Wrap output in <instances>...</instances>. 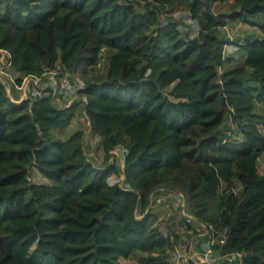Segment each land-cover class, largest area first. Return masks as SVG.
Instances as JSON below:
<instances>
[{
  "label": "trees",
  "instance_id": "16d2710c",
  "mask_svg": "<svg viewBox=\"0 0 264 264\" xmlns=\"http://www.w3.org/2000/svg\"><path fill=\"white\" fill-rule=\"evenodd\" d=\"M1 58L0 264H175L190 231L205 264H264V0H0ZM82 120L102 164L63 137Z\"/></svg>",
  "mask_w": 264,
  "mask_h": 264
},
{
  "label": "rangeland",
  "instance_id": "374dc122",
  "mask_svg": "<svg viewBox=\"0 0 264 264\" xmlns=\"http://www.w3.org/2000/svg\"><path fill=\"white\" fill-rule=\"evenodd\" d=\"M224 6V5H223ZM222 5H215V9L220 8V12H225L228 8V4L225 5L223 7ZM223 8V9H222ZM179 13V12H178ZM176 13V14H178ZM182 24L185 25V29H190L192 34H195L196 32L193 30L192 28V22L189 19H183ZM184 29V30H185ZM251 29H249L246 26L243 25H239L237 23H230L227 28L223 31V33L226 35V37L230 40V41H234V42H238L239 40H242V37H244V33H251L250 32ZM227 50L229 52H238V48L235 46H228ZM4 56L7 57V54L4 53ZM99 64L97 67V73L98 74H104L107 71V65L105 62V58H106V51H102L101 54L99 55ZM243 58L239 55L236 54V64H240L242 63ZM1 63H4L6 60L4 58L0 59ZM6 66V65H5ZM8 67H5L4 69H1L0 73L1 76L3 77V79L5 78H9L10 75L6 72V69ZM90 77V76H88ZM61 78H59L56 74H52L48 76V79L46 81L43 82V85L47 88H56L58 86H60L59 84V80ZM76 82H77V86L78 87H82L84 85V78L80 77V75H78L75 78ZM31 80H25L23 83V86L21 88H19L17 91L18 95L20 96V98L22 99V97H24L25 95V90L26 87L31 83ZM4 83L6 85H8V81H4ZM39 82H36V85H38ZM9 90V89H8ZM10 91V90H9ZM37 94H39L40 92H36ZM65 98H67L68 96H72L73 93L72 91H70L69 93H65L62 94ZM74 97H72L73 99ZM256 114L258 113H263L262 110H260L259 107L256 108L255 111ZM84 120H82V123H77L76 121L73 122L69 128H67V130L63 131V137H69L70 135L76 133L77 131L80 130H84V128L86 129V127L82 126ZM86 145H87V149H88V154L91 157V159H94L95 163L97 164H102L103 162V158H104V154L102 152V148H101V141L98 137H94L92 135H90L89 131H87L86 129ZM113 155L118 157V153L114 152ZM259 172L260 174H264V155L261 157L260 161H259ZM31 181L34 184H39V185H48V182L43 180L37 173V171L35 169L31 170ZM116 181H118V178H116ZM240 188L238 187L237 191L239 192ZM237 192V193H238ZM157 198V201L160 202L159 200L163 201L165 200L166 204L163 207H160L158 209V216L160 218V220H170L171 222H180L183 218H184V212H183V208H184V201L181 197L178 196H174V197H170L167 195H160L158 197H155V199ZM172 204H176L177 208H171L170 205ZM157 209V208H156ZM176 234H186V230L182 229L180 227L174 229L173 231ZM188 233V232H187ZM193 233V231H190L188 234H190V236H192V238L190 239H186L185 242L188 245V248L193 251H196V240H197V236L198 235H191ZM194 259V263L195 264H201V259L202 256H193ZM210 262V260H208ZM122 264H137L136 261L132 260V261H127V262H123Z\"/></svg>",
  "mask_w": 264,
  "mask_h": 264
},
{
  "label": "built area",
  "instance_id": "2783aa9c",
  "mask_svg": "<svg viewBox=\"0 0 264 264\" xmlns=\"http://www.w3.org/2000/svg\"><path fill=\"white\" fill-rule=\"evenodd\" d=\"M59 84L60 87L62 89H70V85L69 82L66 78H61L59 80ZM211 252L208 251L201 259V264H205L208 263L209 261V254ZM177 261L175 262V264H191L194 263V259H193V254H192V250L188 248L187 244H183L180 249L177 252Z\"/></svg>",
  "mask_w": 264,
  "mask_h": 264
},
{
  "label": "crops",
  "instance_id": "0c3cea01",
  "mask_svg": "<svg viewBox=\"0 0 264 264\" xmlns=\"http://www.w3.org/2000/svg\"><path fill=\"white\" fill-rule=\"evenodd\" d=\"M189 233V232H188ZM206 234L203 233L202 235L197 236L196 240V251H193V256H202L205 254V248H206V241L203 239ZM212 261V259L210 260Z\"/></svg>",
  "mask_w": 264,
  "mask_h": 264
}]
</instances>
